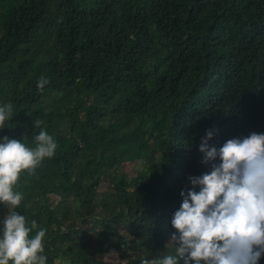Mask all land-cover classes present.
Returning <instances> with one entry per match:
<instances>
[{
	"label": "trees",
	"instance_id": "obj_1",
	"mask_svg": "<svg viewBox=\"0 0 264 264\" xmlns=\"http://www.w3.org/2000/svg\"><path fill=\"white\" fill-rule=\"evenodd\" d=\"M4 102L0 137L31 138L39 120L57 142L16 189L47 264L154 258L187 177L209 170L205 132L217 147L264 133V0H0Z\"/></svg>",
	"mask_w": 264,
	"mask_h": 264
},
{
	"label": "clouds",
	"instance_id": "obj_2",
	"mask_svg": "<svg viewBox=\"0 0 264 264\" xmlns=\"http://www.w3.org/2000/svg\"><path fill=\"white\" fill-rule=\"evenodd\" d=\"M48 83L41 76L36 87ZM12 116L13 105L0 103V129ZM41 123H33L39 131L31 138L0 137V207L6 209L0 217V264H47L46 229L16 210L24 199L16 190L21 174L31 175L57 149ZM213 135L206 131L197 147L209 170L187 177L165 250L151 259L139 257V264H259L264 256V133L232 137L218 147L208 143ZM29 139L33 146L25 143Z\"/></svg>",
	"mask_w": 264,
	"mask_h": 264
},
{
	"label": "rangeland",
	"instance_id": "obj_3",
	"mask_svg": "<svg viewBox=\"0 0 264 264\" xmlns=\"http://www.w3.org/2000/svg\"><path fill=\"white\" fill-rule=\"evenodd\" d=\"M53 203L56 202L57 199H52ZM148 256L147 258L150 259V255L146 251L134 250L128 251L124 250L122 252H118L116 250H111L105 255H103V260L108 264H126L129 258H137L138 256Z\"/></svg>",
	"mask_w": 264,
	"mask_h": 264
}]
</instances>
